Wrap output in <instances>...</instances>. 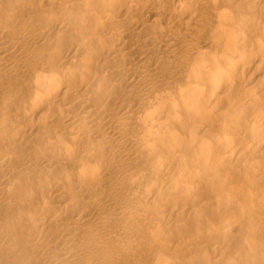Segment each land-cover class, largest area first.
Segmentation results:
<instances>
[{"label":"bare ground","instance_id":"6f19581e","mask_svg":"<svg viewBox=\"0 0 264 264\" xmlns=\"http://www.w3.org/2000/svg\"><path fill=\"white\" fill-rule=\"evenodd\" d=\"M0 264H264V0H0Z\"/></svg>","mask_w":264,"mask_h":264}]
</instances>
